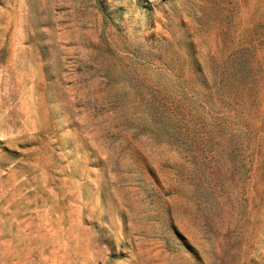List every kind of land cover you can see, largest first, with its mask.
<instances>
[{
	"label": "rangeland",
	"instance_id": "obj_1",
	"mask_svg": "<svg viewBox=\"0 0 264 264\" xmlns=\"http://www.w3.org/2000/svg\"><path fill=\"white\" fill-rule=\"evenodd\" d=\"M0 264H264V0H0Z\"/></svg>",
	"mask_w": 264,
	"mask_h": 264
}]
</instances>
